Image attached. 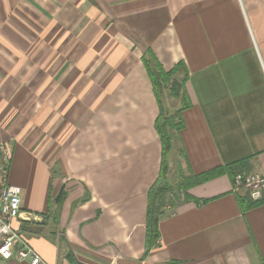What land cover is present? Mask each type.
Listing matches in <instances>:
<instances>
[{"label":"crops","instance_id":"crops-1","mask_svg":"<svg viewBox=\"0 0 264 264\" xmlns=\"http://www.w3.org/2000/svg\"><path fill=\"white\" fill-rule=\"evenodd\" d=\"M148 49L188 75L189 106L165 112L183 123L169 167L264 172V0H0V137L23 234L49 264H264V194L245 209L228 174L168 199L147 249L163 159Z\"/></svg>","mask_w":264,"mask_h":264},{"label":"trees","instance_id":"trees-1","mask_svg":"<svg viewBox=\"0 0 264 264\" xmlns=\"http://www.w3.org/2000/svg\"><path fill=\"white\" fill-rule=\"evenodd\" d=\"M145 58V64L148 69L150 78L153 82L154 89L158 98V101L161 106V110L164 109L163 98H161L159 90H169L167 93L169 96H172L181 101V108L189 106L190 99L187 91H185V80L188 75L186 74L182 77H176V74L182 67V64H178L174 69L170 71H166L162 64L159 62L154 52L151 49L147 50V54ZM161 111V112H162ZM178 114L180 109L177 111ZM164 112L161 113L160 117L157 120L156 126L158 132L160 134V138L163 144V159L162 165L160 169V174L154 184L151 186L148 193V207H147V239L146 246L147 249H150L154 245L157 244V241L160 237L159 232V219L161 214L163 213L162 209L165 203L167 202V193L169 192L170 185L167 182H164V176L169 169L168 162L165 158L168 151L171 149L172 145V134L171 128L172 126H178L176 128L182 127L183 123L181 121L175 122L174 115L167 113L168 118H161ZM175 122V123H174ZM246 163L247 160H240L238 162H234L228 164L226 166H218L216 168L210 169L208 171L199 173V174H189L187 176H183L181 180L178 182V186L181 190H184L182 196L179 197L176 195L181 201L186 199L188 195V189L191 186H194L198 183H202L208 181L218 175L228 174L231 179H234L235 174L240 172H246ZM171 192V191H170ZM169 192V193H170ZM171 194L168 196V199L171 202ZM241 204L245 209H249L260 205L263 203V199L260 200H252L248 193L244 194V196H240Z\"/></svg>","mask_w":264,"mask_h":264},{"label":"built area","instance_id":"built-area-1","mask_svg":"<svg viewBox=\"0 0 264 264\" xmlns=\"http://www.w3.org/2000/svg\"><path fill=\"white\" fill-rule=\"evenodd\" d=\"M13 157V143L0 137V259L15 257L28 264H49L22 232L23 190L10 181ZM232 185L234 192L246 190L253 200H260L264 194V172L237 173ZM180 202L176 195L171 194V202L166 207L172 209Z\"/></svg>","mask_w":264,"mask_h":264},{"label":"rangeland","instance_id":"rangeland-1","mask_svg":"<svg viewBox=\"0 0 264 264\" xmlns=\"http://www.w3.org/2000/svg\"><path fill=\"white\" fill-rule=\"evenodd\" d=\"M159 91H160L159 96H161V98H163V104H164L163 112L164 113L166 112L167 109L174 110L175 107H177L178 105H181V101L179 99H176V98L168 95V93H167L169 91L168 89L165 91L164 90H159ZM165 114H163L161 121L163 120V118H168L167 115H165ZM240 173H250V172H240ZM181 175L182 174H180L178 169L174 168V165H173L172 167H169L167 173L164 176V180H163L164 182H167V184L170 185L169 192L171 191L170 193H173L174 195H178L179 197L182 196V194H183L182 192L184 191V190H181L178 186V184H179L178 182L182 178ZM231 180L233 181V179H231ZM232 188H233V185H232ZM169 192L167 193V200H168V196L170 195ZM239 192H241V190Z\"/></svg>","mask_w":264,"mask_h":264}]
</instances>
